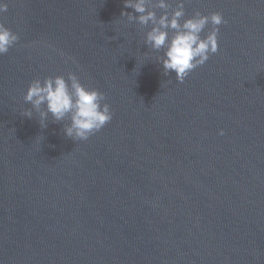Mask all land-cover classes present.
Returning <instances> with one entry per match:
<instances>
[{
  "label": "water",
  "instance_id": "obj_1",
  "mask_svg": "<svg viewBox=\"0 0 264 264\" xmlns=\"http://www.w3.org/2000/svg\"><path fill=\"white\" fill-rule=\"evenodd\" d=\"M6 2L0 264H264V0L185 3L226 23L183 83L123 0ZM68 72L113 113L87 140L22 115L32 79Z\"/></svg>",
  "mask_w": 264,
  "mask_h": 264
},
{
  "label": "clouds",
  "instance_id": "obj_2",
  "mask_svg": "<svg viewBox=\"0 0 264 264\" xmlns=\"http://www.w3.org/2000/svg\"><path fill=\"white\" fill-rule=\"evenodd\" d=\"M188 0H123L125 8L132 12H121L129 22H136L144 33V44L163 55L157 56L162 65L163 74L175 73V79L183 83L188 74L202 66L211 54L218 51L219 25L226 23L223 15L213 11L208 15L195 11L185 17L184 6ZM8 8L6 0H0V15ZM154 9L162 10L159 15ZM211 25L205 35H201L206 26ZM16 32L0 23V56L6 54L18 41ZM61 55H63L61 53ZM69 59H72L69 57ZM23 100L31 105L22 115L31 118L38 114L41 127L50 115L53 122L67 121L63 125L66 137L72 140H87L90 135L100 131L112 119L110 105L103 92L81 83L74 72L64 75L46 76L43 80L32 79ZM223 134V130H220Z\"/></svg>",
  "mask_w": 264,
  "mask_h": 264
}]
</instances>
